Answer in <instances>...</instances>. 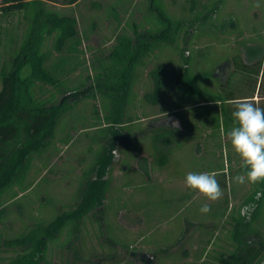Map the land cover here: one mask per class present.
Listing matches in <instances>:
<instances>
[{
    "label": "rangeland",
    "instance_id": "374dc122",
    "mask_svg": "<svg viewBox=\"0 0 264 264\" xmlns=\"http://www.w3.org/2000/svg\"><path fill=\"white\" fill-rule=\"evenodd\" d=\"M57 1L46 0L45 4L74 16L77 34L52 51L46 62L52 75L64 83V89L56 93L52 85L40 84L36 94L44 98L55 92L59 101L78 96L81 99L61 117L56 147L37 158L29 169L24 185L36 178L33 185L14 201L6 202L4 212L0 213V233L4 237L23 233L36 218L47 222L58 212L74 206L81 175L93 163L100 147L97 140L110 135L106 130L83 128L91 124L105 126L104 99L96 92L90 95L95 91L96 73L109 64L108 54L117 35L130 31L134 24L143 23L149 3V0H78L67 5L62 0ZM209 1L199 0L200 3ZM223 1L226 4L219 13V20L230 15L236 19V27L225 33L208 32L180 43L192 75L210 74V81L201 84L212 91L219 89V80L225 79L231 70L229 62L237 51L245 56L244 49L248 47L254 54L251 60H257L261 47L264 48V0H249L247 5L237 2L242 8L238 10L229 6L230 0ZM162 2L170 15L188 18L190 0ZM22 15V11L10 17L0 15V61L6 60L10 53L5 42L9 30L17 32L15 45L19 42L25 28ZM160 65L162 89L158 103L153 105L144 94L152 87L151 71ZM181 68L180 54L173 48L157 47L145 56L124 112L126 118L134 119L127 125L129 139L125 141L126 131L121 133L109 166L110 186L104 215L97 210L84 218L78 238L71 246H78V258L72 248L63 245L66 239L63 233L51 245L52 264H210L232 249L228 235L233 217L250 192L251 183L235 181L240 175L238 168L242 160L226 139L232 128L224 129L219 106L201 105L197 103L200 101L197 96L190 101L175 89V76ZM263 71L264 65L259 75H255L259 82ZM242 78L247 79V76L234 70L224 86L225 91L243 96L250 85ZM76 86L84 91L73 93L72 88ZM179 97L183 98L182 120L194 122L197 128L182 133V144L172 150L165 165L158 166L152 162L153 142L149 136L151 131L167 127L166 120H175L171 110L179 105ZM260 98L259 93L253 97L254 100ZM188 103L197 104L186 106ZM67 134L71 140L65 145L60 139ZM190 135H195L196 139L185 140ZM190 172L214 174L222 197L210 201L186 187L185 179ZM17 189L20 188L15 185L6 191L3 199L7 200ZM204 204L210 206L207 213L200 211ZM255 226L264 243V207ZM15 251L0 247V262L5 263Z\"/></svg>",
    "mask_w": 264,
    "mask_h": 264
},
{
    "label": "trees",
    "instance_id": "16d2710c",
    "mask_svg": "<svg viewBox=\"0 0 264 264\" xmlns=\"http://www.w3.org/2000/svg\"><path fill=\"white\" fill-rule=\"evenodd\" d=\"M77 1L62 0V3L71 5ZM45 2L46 0H0V15L10 17L14 12L22 11L21 20L25 23L16 45L17 32L11 29L6 33L8 37L6 36L5 42L9 45L10 53L6 60L0 61V213L4 212L7 201H14L33 185L36 178L31 184L24 185L29 169L37 158L56 147V131L61 117L71 111L81 99L78 96L73 100H57L56 93L64 89L65 85L46 66L52 51L76 36L77 21L74 16L47 7ZM223 2L210 0L200 3L199 0H190L189 16L185 18L170 15L162 0H149L148 14L144 16L143 23L134 24L130 31L117 35L108 54L110 62L96 73L95 91L90 94L94 96L96 92L104 99L102 109L105 126L91 124L83 127L106 130L110 135L106 139L97 140L100 147L93 163L81 175L74 206L58 212L47 222L36 218L37 221L30 222L26 230L17 236L4 237L0 233V247L16 250L5 263L0 264H52L49 257L51 245L63 233L66 234L63 245L72 248L74 256L79 257L78 246H71L78 238L84 218L97 210L104 215L103 209L110 186L107 174L117 147L116 141L122 137L121 133H125L127 125L134 121L130 116H124L125 107L130 103L138 69L144 65L145 56L154 48L170 47L180 54L182 68L176 73L175 89L179 95L188 97L190 101L197 96L200 98L197 103L201 105H218L224 129L236 126L232 116L235 101L247 99L264 108V71L260 82L255 76L259 75L261 66L264 65L263 47L257 60H251L254 54L248 47L243 46L245 56L240 50L237 51L231 63L229 62L231 70L225 79L219 80V89L216 91L201 84L210 81V74L192 75L190 71L189 61L180 44L182 40L191 41L208 32L225 33L229 28L236 27L232 16L228 15L227 18L219 20ZM237 69L247 76L242 81L245 80L250 85L243 96H234L233 92L225 91L224 88ZM162 70L161 65L153 68L152 87L144 94L145 99L153 105L158 103L160 97ZM40 84L52 85L56 93L44 98L38 97L36 88ZM72 89L77 94L84 91L80 86ZM256 93L261 97L259 100L253 99ZM182 99L179 97V105L171 110V117L175 119L173 121L179 122V128L164 126L150 133L149 137L153 142L151 158L158 166L165 165L172 150L182 144V133L186 130L192 132L197 128V124H192L194 122L182 120ZM197 103H188L186 106ZM128 136L126 131V142ZM186 139L195 140L196 137L190 135ZM60 140L65 145L68 144L71 140L70 134ZM238 171L240 174L246 172L242 163ZM15 185L20 189L4 200L6 191ZM257 192L264 193V183H251L250 192L244 197L237 215L233 217V226L228 235L233 244L232 249L210 264H264V243L255 226L264 207V195L257 200ZM245 205H255L250 217L240 214ZM98 221L100 222L99 218Z\"/></svg>",
    "mask_w": 264,
    "mask_h": 264
},
{
    "label": "clouds",
    "instance_id": "9594fccd",
    "mask_svg": "<svg viewBox=\"0 0 264 264\" xmlns=\"http://www.w3.org/2000/svg\"><path fill=\"white\" fill-rule=\"evenodd\" d=\"M259 7V5H256ZM232 116L236 126L228 133L226 139L233 150L240 156L242 167L246 169L244 174L237 175L235 181L244 184L246 181L252 184L264 183V108L257 106L253 101L240 99L234 102ZM167 127L179 128L178 121H165ZM185 185L195 190L207 200L217 201L222 195V189L214 174L188 173ZM264 193L257 192L259 200ZM255 205H245L241 208L242 216L250 217ZM210 206L204 204L200 211L209 212Z\"/></svg>",
    "mask_w": 264,
    "mask_h": 264
},
{
    "label": "crops",
    "instance_id": "0c3cea01",
    "mask_svg": "<svg viewBox=\"0 0 264 264\" xmlns=\"http://www.w3.org/2000/svg\"><path fill=\"white\" fill-rule=\"evenodd\" d=\"M231 2H232V4L230 3V7H231V5L233 6V8L234 9H236V10H238V9H242L239 5H237V2H240L239 4H245V5H247L246 4V2H248L249 0H244L245 1V3H243L242 1L243 0H230ZM224 4H226V1H224L223 2V4L221 5V7H220V10L223 8V6H224ZM238 7V8H237ZM230 16V15H229ZM238 17V16H237ZM221 18H227V16L226 17H221ZM235 19V18H234ZM236 20V19H235ZM8 37V36H7Z\"/></svg>",
    "mask_w": 264,
    "mask_h": 264
}]
</instances>
